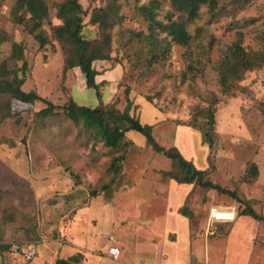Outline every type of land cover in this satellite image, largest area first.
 <instances>
[{"label":"rangeland","instance_id":"374dc122","mask_svg":"<svg viewBox=\"0 0 264 264\" xmlns=\"http://www.w3.org/2000/svg\"><path fill=\"white\" fill-rule=\"evenodd\" d=\"M66 1L45 0L48 14L37 30L46 39L41 45L28 30L29 13L16 11L19 22L15 0H0V80L22 78L20 89L58 106V113L40 116L44 101L14 104L18 99L0 92V223L25 225L36 245L59 236L62 227L68 231L79 209L111 205L95 208L89 228L119 237L129 263L140 264L139 258L151 259L162 249L164 237L173 238L171 232L177 253L189 249L192 239L225 233L224 224L207 223L212 205L233 204L239 215L251 207L264 215V0H216L193 9L171 0H75L81 11L64 14L80 19L84 40L111 57L105 64L113 68L96 75L97 88L85 85L81 66L66 67L77 55V47L55 30ZM144 5L157 22H183L187 42L151 22ZM14 43L22 57L12 54ZM103 79L106 87L97 94ZM110 95L105 108L127 106L142 123L153 124L157 143L176 147L228 193L163 176L177 167L134 130L113 147L104 143L96 122L64 113L69 99L95 107ZM252 163L256 175L249 172ZM111 239L98 234L93 244L101 250ZM224 245H211L217 264ZM240 252L229 251L227 264H239ZM192 254L196 264H205L202 243L192 242ZM184 263L183 257L165 261Z\"/></svg>","mask_w":264,"mask_h":264},{"label":"trees","instance_id":"16d2710c","mask_svg":"<svg viewBox=\"0 0 264 264\" xmlns=\"http://www.w3.org/2000/svg\"><path fill=\"white\" fill-rule=\"evenodd\" d=\"M180 8H195L198 4L208 3L211 5L215 4L216 0H171ZM142 10L145 13V16L153 23H156L161 30H164L166 33H169L172 38L181 43L187 42V33L184 28L183 22L172 21L170 24H164L162 22H157L155 20L153 12L148 9V7L142 6ZM24 9L29 13L28 20L31 21V26L28 30L31 33H34L35 39L42 45L46 42L45 37L42 36L40 32H37L38 28L41 26L42 21L47 17L48 8L45 3V0H15V11L14 17L19 22L23 21L21 14H17L16 11ZM63 11V12H62ZM81 11V6L76 3L75 0H68L62 4L59 8V16L62 19V24L55 26V30L63 38L71 41L74 46L77 47V55L74 61L68 62L66 67L68 69L73 66H81L84 72V82L87 87L97 88L98 84L95 82V75L97 71L93 67V62L97 60H108L111 57L107 50H102L100 48L90 47V42L84 40L80 34V29L82 24L80 19L74 21L72 16H67L64 13ZM93 21L99 22L100 25H105L106 22L104 19H100L92 16ZM18 54L19 57H22V50L19 44L14 43L12 46V54ZM245 58L241 57L242 63H245ZM22 84V78H17L16 76L13 79H2L0 80V92L7 93L9 92L14 98L23 101L32 103L34 100L44 101L46 105L40 108L37 111V114L40 116H49L58 113V106L52 102L45 100L41 96L37 95L34 91L25 92L20 89ZM127 94L128 91L125 90ZM97 94L99 92L97 91ZM127 102L130 101L129 98H126ZM111 102V101H110ZM108 102V103H110ZM108 103L103 104V106L87 107L77 104L73 99L68 100V104L63 107L65 115L69 119L75 120L77 115H81L87 121L93 120L96 122L104 143L110 146H116L119 141L125 137V132L128 130H134L145 137V142L147 146H150L152 150L157 153H162L164 156L169 158L172 163L177 167V173L169 170L163 172V176L169 177L176 180L179 183H195L200 185L204 189H216L221 193H228V191L218 184L213 183L209 179H205V170L198 169L195 165L178 151L174 146L165 148L157 143L152 135L153 124L142 123L137 117L129 113L128 107L123 111L116 109L112 112L111 109H107L106 106ZM128 105V104H127ZM256 166L251 164L249 166V172L256 175ZM106 187V185H104ZM105 189V188H104ZM94 193V191L92 192ZM182 214L190 217L191 213L187 210L185 206L180 208ZM241 214L250 215L256 219H264V216L256 213L251 207H246ZM3 247V246H0ZM72 261H75L74 257H71L69 260H56V264H71Z\"/></svg>","mask_w":264,"mask_h":264},{"label":"crops","instance_id":"0c3cea01","mask_svg":"<svg viewBox=\"0 0 264 264\" xmlns=\"http://www.w3.org/2000/svg\"><path fill=\"white\" fill-rule=\"evenodd\" d=\"M100 61H102V65H99L98 67L94 66L93 64V67L97 71L96 75L99 72H103L104 70L113 68L110 65L106 66V60ZM120 69L122 71V67H120ZM122 73L119 80L122 77ZM95 82L97 84L96 79ZM105 82L106 81L104 79L101 80L100 83L104 86V88H99V94L103 93L106 87ZM111 98L112 96L110 95L108 102L111 101ZM92 195L95 196L97 194H95L94 192ZM96 207H101L102 209L109 210V207H111V205L106 206L104 204L101 206H96L93 204L89 207H83L79 209L71 220V226L70 223L66 225L68 231H64L65 227H62L60 228L59 236L57 235L56 237H48L46 238L47 240L42 239L41 241L36 243V245L38 246L37 248L39 249L37 250L36 248V256L29 261H25L20 257H13L9 255L8 247L11 243H32L34 235L33 230L26 228L25 225L21 226V224H19L17 221H11L9 223H6L4 226L2 223H0V246H3L0 247V264H56V260L58 259L69 260L71 257L75 258V261H72L71 264H130L129 262L131 261L125 256L124 243L119 239V237H115V240H112L113 237L110 233L107 234L101 231L94 233V231L89 228V225L93 222L91 220L97 219L95 216H93V212ZM218 223H222L225 225V230L223 231L225 233L220 234V236L216 237L200 236L199 239H192L194 245L196 243L203 244V259L205 260V264H217V255L213 256V251L211 249V245L217 241L220 243H225L224 247L222 248V250L224 251L222 264H227L229 262L228 260L232 259L229 254V251L231 250H234L235 252L237 250H241V260L239 264H264V219L259 220L245 214L239 215L238 212L233 221ZM83 224L85 228L83 227ZM74 225H76V227L73 229ZM77 226L79 227L78 229ZM152 230L155 229L153 228ZM98 234L100 236H108V238L110 237V239L112 237L111 241H107V244L103 245L101 250L96 249L93 244L94 238H96ZM171 235H173V238L164 237L162 241H159V244L160 242H162V249L159 252L157 251L156 253H154L151 259H148L146 257L139 258V263L145 264L144 261L147 260L146 264H165V261H167L168 259L171 260L172 258L183 257L185 261L184 264H196L192 260V258H196V256H193L192 254V242H188L190 245L189 249L185 251H179V253H177L176 248H172V245L174 244L173 239L175 237L174 232H171ZM155 236L151 238L153 242L155 241ZM156 244L157 243L154 242L155 246ZM110 245L116 246L119 248V250H121L120 259V255L117 259H114L107 253V248ZM166 245L168 249L165 247ZM187 251L189 255L186 253ZM159 257H162V260H159Z\"/></svg>","mask_w":264,"mask_h":264},{"label":"built area","instance_id":"2783aa9c","mask_svg":"<svg viewBox=\"0 0 264 264\" xmlns=\"http://www.w3.org/2000/svg\"><path fill=\"white\" fill-rule=\"evenodd\" d=\"M21 101L15 100L14 104H18ZM23 103V102H21ZM238 213V208L231 205H212L208 208L207 212V223L212 225L213 223L218 222H230L235 219ZM9 255L13 257H20L25 261H29L36 256V245L34 243H11L8 247ZM107 253L114 259H117L120 255V250L118 247L110 245L107 248Z\"/></svg>","mask_w":264,"mask_h":264}]
</instances>
